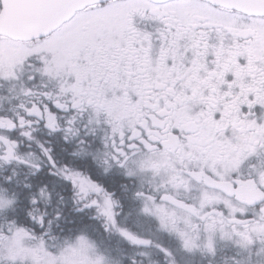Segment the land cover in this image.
<instances>
[{
    "label": "snow or ice",
    "instance_id": "obj_1",
    "mask_svg": "<svg viewBox=\"0 0 264 264\" xmlns=\"http://www.w3.org/2000/svg\"><path fill=\"white\" fill-rule=\"evenodd\" d=\"M0 264H264V0H0Z\"/></svg>",
    "mask_w": 264,
    "mask_h": 264
}]
</instances>
